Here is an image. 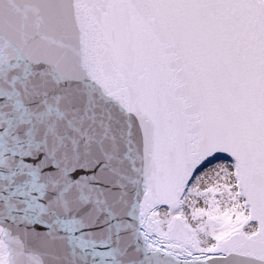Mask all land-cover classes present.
Here are the masks:
<instances>
[{"label": "snow or ice", "instance_id": "1", "mask_svg": "<svg viewBox=\"0 0 264 264\" xmlns=\"http://www.w3.org/2000/svg\"><path fill=\"white\" fill-rule=\"evenodd\" d=\"M0 264H264V0H0Z\"/></svg>", "mask_w": 264, "mask_h": 264}]
</instances>
